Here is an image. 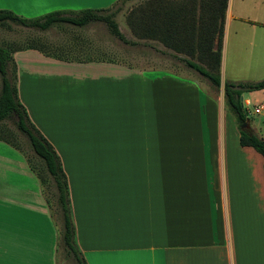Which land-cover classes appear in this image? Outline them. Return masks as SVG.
I'll use <instances>...</instances> for the list:
<instances>
[{"label": "crops", "instance_id": "0c3cea01", "mask_svg": "<svg viewBox=\"0 0 264 264\" xmlns=\"http://www.w3.org/2000/svg\"><path fill=\"white\" fill-rule=\"evenodd\" d=\"M114 1L0 0V8L34 17ZM160 2L196 14L206 0ZM262 11L264 0H226L216 96L167 69L88 56L87 44L78 58L13 51L18 100L58 154L86 264H264V159L238 143L222 96L224 79L264 76V36L255 35L264 22L252 14ZM241 100L264 139V87ZM58 240L38 178L0 140V264H61Z\"/></svg>", "mask_w": 264, "mask_h": 264}, {"label": "trees", "instance_id": "16d2710c", "mask_svg": "<svg viewBox=\"0 0 264 264\" xmlns=\"http://www.w3.org/2000/svg\"><path fill=\"white\" fill-rule=\"evenodd\" d=\"M165 3L160 2V0H145L131 8L126 15V24L131 33L142 39L158 38L165 46L174 51L196 55L204 62L203 66L190 58L181 57V59L204 75L211 84L218 86L220 83L219 62L226 0H206L207 7H201V10L196 14L189 10H167L165 6L160 8V4ZM109 8L110 6L106 8H84L68 14H64L60 10H52L34 17H24L9 9L0 8V26L8 27L12 22L22 26L46 29L57 22L82 26L91 21H102L108 31L119 40L124 43H135L136 40L127 39L119 30L113 16L114 11ZM83 46L84 44H73L70 47L65 43L54 45L41 38L0 42V140L22 152L28 167L38 178L40 190L48 208L50 203L48 194L54 196L61 224L58 228V243L63 255L70 256L75 264H86V262L75 242L66 176L54 147L29 119L25 107L18 100L12 53L17 49L35 47L46 55L59 58H78L79 55H76L75 51L78 50L77 52L81 54L84 49ZM94 58H98V56ZM262 87H264V76L256 80L224 79L222 81L223 102L236 124L238 143L251 146L264 159V139L253 132L251 128L240 127V123L248 119L247 109L241 100V94L244 91ZM5 119H11L15 128L24 134L33 154L32 157L25 154L16 145L10 131L6 129L5 132L2 129V123ZM46 183L51 185L52 190Z\"/></svg>", "mask_w": 264, "mask_h": 264}, {"label": "rangeland", "instance_id": "374dc122", "mask_svg": "<svg viewBox=\"0 0 264 264\" xmlns=\"http://www.w3.org/2000/svg\"><path fill=\"white\" fill-rule=\"evenodd\" d=\"M142 1L145 0H116L115 3L109 8L110 10L114 11L113 16L117 22L119 30L127 39L136 40L135 43L122 42L108 31L102 21H91L82 26H75L67 22H57L46 29H37L27 26L25 27L10 22L8 27H3L0 29V36L6 41H21L30 38H41L54 45L59 43L63 45L65 43L70 47H72L73 44H87V47L89 48L86 50L89 52L88 56L94 55L98 57H104L106 59L121 61L128 65L147 69L159 68L152 69L153 72L156 70L159 72L167 69L171 72L177 73L178 75L180 74V76H186L197 81L201 91H203V88L206 87L213 96H216L219 92V87L211 84V82L204 75L191 66L187 65L181 59V57L190 58L191 60L203 66L204 62L196 57V55H187L183 52L174 51L170 47L165 46L162 42H157L156 40L151 39L137 38L131 33L128 25L126 24V15L131 8ZM202 5V7H207V5L204 3ZM252 14L263 18L264 22V11ZM255 29V35L264 36L263 23L260 25L255 24ZM214 41H216L215 38ZM77 51L78 50L75 51L76 55H84L83 53L80 54ZM224 108L226 109L225 105ZM249 108L252 110L251 105H249ZM2 129L4 131L6 129L10 131L11 137L14 139L16 145L25 154L31 155V157L33 156L26 137L15 128V125L11 119H5L3 121ZM35 161L38 163L37 159H35ZM46 185H48L49 189L52 190L51 185L47 183ZM51 192L53 193V191ZM48 196L50 200V212L59 228L61 226L59 210L56 206L54 196L50 194H48ZM58 258L61 261V264H74V261L70 256L63 255L62 250L59 251Z\"/></svg>", "mask_w": 264, "mask_h": 264}, {"label": "water", "instance_id": "95a60500", "mask_svg": "<svg viewBox=\"0 0 264 264\" xmlns=\"http://www.w3.org/2000/svg\"><path fill=\"white\" fill-rule=\"evenodd\" d=\"M240 127H248V119H245L243 122L240 123Z\"/></svg>", "mask_w": 264, "mask_h": 264}]
</instances>
